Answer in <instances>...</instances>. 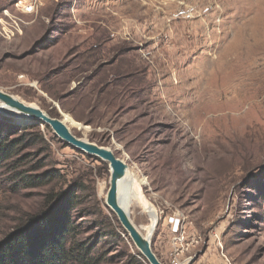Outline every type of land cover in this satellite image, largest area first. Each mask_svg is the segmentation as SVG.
Returning a JSON list of instances; mask_svg holds the SVG:
<instances>
[{
	"label": "rangeland",
	"instance_id": "rangeland-1",
	"mask_svg": "<svg viewBox=\"0 0 264 264\" xmlns=\"http://www.w3.org/2000/svg\"><path fill=\"white\" fill-rule=\"evenodd\" d=\"M13 2L0 0V11ZM19 17L22 33L0 38V90L68 114L82 125L73 135L144 180L159 261L264 264V0H48ZM0 124L33 140L19 171L53 175L13 193L1 172L0 238L42 211L47 193L72 188L78 237L107 238L104 264L137 251L112 232L107 163L38 120L0 112ZM128 212L147 223L139 205Z\"/></svg>",
	"mask_w": 264,
	"mask_h": 264
},
{
	"label": "trees",
	"instance_id": "trees-1",
	"mask_svg": "<svg viewBox=\"0 0 264 264\" xmlns=\"http://www.w3.org/2000/svg\"><path fill=\"white\" fill-rule=\"evenodd\" d=\"M26 128V127H25ZM20 127L0 124V174L9 170L11 175L3 182L11 192L45 186L53 177L50 171L33 173L40 167L25 164L33 140L19 133ZM48 176V177H47ZM1 182V178H0ZM72 188L47 193L45 204L37 214L28 215L0 238V264H104L103 245L107 238L88 236L79 238V223L73 211L77 203ZM114 218V217H113ZM119 225L112 229L119 237ZM102 238V239H101ZM122 264H146L137 251L129 252Z\"/></svg>",
	"mask_w": 264,
	"mask_h": 264
},
{
	"label": "water",
	"instance_id": "water-1",
	"mask_svg": "<svg viewBox=\"0 0 264 264\" xmlns=\"http://www.w3.org/2000/svg\"><path fill=\"white\" fill-rule=\"evenodd\" d=\"M0 112L22 119L38 120L47 125L53 135L65 145L107 163L110 176L105 196V207L116 217L119 225L146 264H162L152 250L150 237L143 236L139 227L131 220L129 213L119 204V202L122 203L119 183L129 169L124 161L116 157L110 149L76 137L62 120L50 117L37 106L24 103L2 90H0Z\"/></svg>",
	"mask_w": 264,
	"mask_h": 264
},
{
	"label": "bare ground",
	"instance_id": "bare-ground-1",
	"mask_svg": "<svg viewBox=\"0 0 264 264\" xmlns=\"http://www.w3.org/2000/svg\"><path fill=\"white\" fill-rule=\"evenodd\" d=\"M62 121L66 124L67 128L70 126L82 127L81 124L74 121L68 114H64ZM142 183H144V180H139L137 175L135 173H131L128 169L125 177L119 183L120 196L122 197V203L119 202V204L127 212L132 205L137 204L140 206L141 211L148 217V221L143 226H140L139 230L143 236L150 237L155 230L159 217L154 206L140 193L139 185Z\"/></svg>",
	"mask_w": 264,
	"mask_h": 264
},
{
	"label": "built area",
	"instance_id": "built-area-1",
	"mask_svg": "<svg viewBox=\"0 0 264 264\" xmlns=\"http://www.w3.org/2000/svg\"><path fill=\"white\" fill-rule=\"evenodd\" d=\"M46 1L48 0H14L12 9L0 11V38L9 41L20 35L23 21L19 15L36 14Z\"/></svg>",
	"mask_w": 264,
	"mask_h": 264
}]
</instances>
